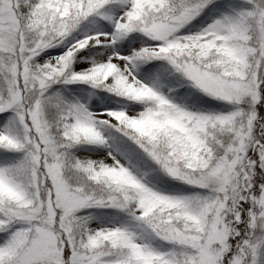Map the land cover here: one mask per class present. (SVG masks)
<instances>
[{"label": "snow or ice", "instance_id": "snow-or-ice-1", "mask_svg": "<svg viewBox=\"0 0 264 264\" xmlns=\"http://www.w3.org/2000/svg\"><path fill=\"white\" fill-rule=\"evenodd\" d=\"M96 17L111 31L45 59ZM134 34L152 45L118 47ZM59 84L140 110L93 112ZM0 118V264H264V0H0ZM106 127L127 163L75 156Z\"/></svg>", "mask_w": 264, "mask_h": 264}, {"label": "rangeland", "instance_id": "rangeland-1", "mask_svg": "<svg viewBox=\"0 0 264 264\" xmlns=\"http://www.w3.org/2000/svg\"><path fill=\"white\" fill-rule=\"evenodd\" d=\"M220 2L222 3H230V2H239V0H220ZM111 14H115V13H111ZM193 23H196L195 21ZM103 31H111V25L108 24V27H106ZM97 33L91 32L88 35L85 36H76L74 38H71V36L68 38V41H65V43L63 45H61L58 48H52L49 49L48 52L44 53V57L45 59H49L51 56H60L62 54H64L68 47H71V44L76 43L77 40L80 39H84L86 36H95ZM131 41V47H129V53L133 50V47L136 48L138 50L139 47L141 46H151L153 42L151 41H145V38H143L142 36H139V34H134V36H129L126 40H124L122 42L121 45H119L118 47H123V45H127L129 44V42ZM70 42V43H69ZM86 49V48H85ZM94 51L96 52L95 56L93 57V59H89V60H84V61H77L76 63H74L72 65L73 69L76 71H80L81 70V64H85L88 67H91V62L93 60H98L101 56H107L110 55V52H105L103 50V46L101 45L100 47V51L97 52L95 49ZM50 53V55H49ZM123 54V53H122ZM78 55V53H77ZM148 68V67H143L141 66L140 68V72L143 73L144 69ZM154 74V73H153ZM137 78H140V75H137ZM68 90H71V92H68ZM74 91V92H73ZM66 87V85L63 84H59V85H54L52 87V89H50L49 91V96H51L53 93H57L59 94L62 98H64L67 101H79L80 103H84L89 107V110L93 111V112H97V113H104L107 111H112V110H135V111H139L140 110V106L137 104H132L128 101L124 102L122 100H119L117 98H113V96L102 93L101 91H94L93 95L94 97H97L96 100H92L90 98V96H84L80 93L75 92V90H73ZM104 97H110V101L111 103H108L107 101H105L103 98ZM122 99V98H121ZM216 110V111H220ZM55 110L54 108H52L50 110V114L54 115ZM3 119V118H0ZM102 136L104 137V139L107 141L106 145H93V144H88V143H83L80 145H77L72 151L75 154V156H77L80 159H93V160H104V158L106 156H108L109 153H111L113 156H115L118 160H120V162L123 163H127L124 158L117 153L116 151L113 150L112 146L110 145V143L108 142V127L106 128H102L100 129ZM14 154L13 153H5L3 151H0V163H3L5 161L6 158L8 157H13ZM150 186H154L156 189L159 190H170L169 185L168 186H161V187H157L153 184L150 183ZM182 188L185 190L183 194H191L195 191H198L197 189H193L190 188L187 185H182ZM91 212V210H90ZM88 210H87V213ZM93 216H95L96 222L99 223H103L106 226H112L113 224H115L116 226H119L121 224L124 225H131V222H128V220L125 218L124 213L119 212L118 210H114V211H110L108 209H95L93 210Z\"/></svg>", "mask_w": 264, "mask_h": 264}, {"label": "trees", "instance_id": "trees-1", "mask_svg": "<svg viewBox=\"0 0 264 264\" xmlns=\"http://www.w3.org/2000/svg\"><path fill=\"white\" fill-rule=\"evenodd\" d=\"M111 14V13H110ZM106 27H108V23L104 20H101L100 18L96 17V18H89L87 21H84L80 28L74 32L71 36V38H74L76 36H85L88 35L91 32L94 33H98L103 31ZM96 52L94 51V48L92 49V51L89 53V49L86 48L82 51V53H78L77 55V61H84V60H89V59H93V57L95 56ZM152 63H156L158 64L159 62H152ZM152 63L149 64H143L141 66L143 67H148L151 68L152 67ZM155 74V73H154ZM66 87L75 90L76 92L84 95V96H90V98L92 100H96L97 97H94L93 92L96 90L91 89L88 85L86 84H70V85H66ZM71 92V90H68ZM181 91H183V89H181ZM104 93V92H102ZM108 94V93H105ZM110 95V94H108ZM113 98H117V99H121L119 97H115L113 96ZM205 99H208V97H205ZM221 102L219 101H212L213 105H217L220 104ZM220 108H216L215 110H219ZM109 136H108V142L110 143V145L112 146V148L117 152L120 153L123 157L126 158V154L124 152V147H123V142H124V138L117 132H115V130L113 128L109 129ZM12 157H8L7 159H11ZM127 159V158H126ZM150 182L156 184V185H160V186H168V185H176L179 188H182V185L178 184V182L176 181H170L168 177L163 176L162 174H156L153 177L149 178ZM167 188V187H166ZM91 210V212H90ZM88 210L89 214H93V210L95 209H90ZM124 216L126 217V215L124 214ZM128 219H130L128 217ZM154 243H158V242H154Z\"/></svg>", "mask_w": 264, "mask_h": 264}, {"label": "bare ground", "instance_id": "bare-ground-1", "mask_svg": "<svg viewBox=\"0 0 264 264\" xmlns=\"http://www.w3.org/2000/svg\"><path fill=\"white\" fill-rule=\"evenodd\" d=\"M68 92H70V91H68ZM74 92V91H73ZM76 92V91H75ZM78 93V92H77ZM120 100H122V101H124V102H126L124 99H120ZM55 110V109H54ZM110 129V127H108V130ZM110 131V130H109ZM109 133V132H108ZM108 136H109V134H108ZM114 150V149H113ZM115 151V150H114ZM120 154V153H119ZM121 155V154H120ZM122 156V155H121ZM123 157V156H122ZM124 158V160L126 161V162H128L127 161V159L125 158V157H123ZM151 184H153V185H155V186H157V187H161L160 185H156V184H154V183H152V182H150ZM109 210V212L110 211H114L115 209H108ZM127 220H128V222H131V220L130 219H128V217L126 216L125 217ZM132 223V222H131Z\"/></svg>", "mask_w": 264, "mask_h": 264}]
</instances>
